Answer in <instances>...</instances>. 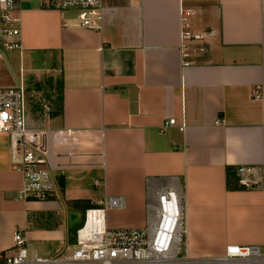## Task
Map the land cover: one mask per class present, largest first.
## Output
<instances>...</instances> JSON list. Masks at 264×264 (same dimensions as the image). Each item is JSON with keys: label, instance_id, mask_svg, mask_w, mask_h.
I'll list each match as a JSON object with an SVG mask.
<instances>
[{"label": "crops", "instance_id": "1", "mask_svg": "<svg viewBox=\"0 0 264 264\" xmlns=\"http://www.w3.org/2000/svg\"><path fill=\"white\" fill-rule=\"evenodd\" d=\"M103 2L100 27L85 28L74 9L17 1L20 47H0L11 70L0 86L24 85L26 122L48 132L56 184L50 198L17 199L22 176L0 132V250L20 228L35 254L67 251L83 209L106 194L125 199L105 210L107 226H141L146 178H174L183 192L189 255L261 243L264 91L250 92L264 81V0ZM21 56L39 63L24 74ZM241 164L255 169L251 186Z\"/></svg>", "mask_w": 264, "mask_h": 264}, {"label": "built area", "instance_id": "2", "mask_svg": "<svg viewBox=\"0 0 264 264\" xmlns=\"http://www.w3.org/2000/svg\"><path fill=\"white\" fill-rule=\"evenodd\" d=\"M17 1L0 0V47L4 50L20 47ZM39 4L74 9L81 26L100 27L103 0H39ZM188 13L189 8H181L180 18ZM182 36L201 38L203 33L185 30ZM263 91L264 81L252 85L250 94L263 97ZM27 95L20 81L0 86V132L8 135L9 162L22 176L16 198L43 200L54 195L55 167L47 130L26 122ZM41 106L49 109L46 103ZM173 121L169 117L164 125ZM235 171L247 186L256 182L254 167L241 164ZM150 180L146 178L145 218L141 226H107L105 210L123 207L125 199L121 194H106L83 209L82 221L75 228L74 241L67 251L49 256L35 254L27 248L24 234L17 228L9 248L0 250V264H264V239L261 243L225 244L220 254L189 255L185 247L183 192L174 178L159 183Z\"/></svg>", "mask_w": 264, "mask_h": 264}, {"label": "rangeland", "instance_id": "3", "mask_svg": "<svg viewBox=\"0 0 264 264\" xmlns=\"http://www.w3.org/2000/svg\"><path fill=\"white\" fill-rule=\"evenodd\" d=\"M35 1V0H32ZM14 49H8V50H4L5 52H7V54L10 52H13ZM9 60L11 63L15 62L12 58L11 55H9ZM18 58V57H17ZM29 59V58H28ZM26 58H22V56L20 57V65L22 67V69L24 70V74H27L28 71L30 70V68L32 66H35L36 64L39 63L38 58L33 56L30 57V59L28 60ZM2 67L0 66V74H1V81H5L6 76L11 74V70L8 68V66L5 64V62L2 63ZM29 67V68H27ZM17 68H18V62H16L14 65H12V70H14L15 73H17ZM33 70V68H32ZM8 73V74H7ZM4 140H7V138H4Z\"/></svg>", "mask_w": 264, "mask_h": 264}, {"label": "trees", "instance_id": "4", "mask_svg": "<svg viewBox=\"0 0 264 264\" xmlns=\"http://www.w3.org/2000/svg\"><path fill=\"white\" fill-rule=\"evenodd\" d=\"M60 101H61V96L59 97V99H57V102H58V103H59ZM57 102H56V104H58ZM228 171H229V170H228Z\"/></svg>", "mask_w": 264, "mask_h": 264}]
</instances>
